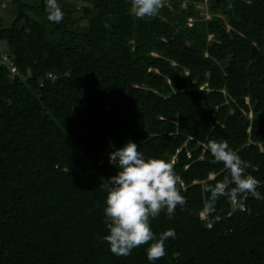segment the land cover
Wrapping results in <instances>:
<instances>
[{"label": "trees", "instance_id": "trees-1", "mask_svg": "<svg viewBox=\"0 0 264 264\" xmlns=\"http://www.w3.org/2000/svg\"><path fill=\"white\" fill-rule=\"evenodd\" d=\"M181 1L151 18L131 0H59V23L44 0L0 14L18 69L0 66V264H150L152 241L117 256L104 239L109 153L129 139L173 164L186 199L150 219L176 232L154 264H264V200L209 214L203 191L234 186L207 149L225 140L264 194V0H206L209 18Z\"/></svg>", "mask_w": 264, "mask_h": 264}, {"label": "clouds", "instance_id": "clouds-1", "mask_svg": "<svg viewBox=\"0 0 264 264\" xmlns=\"http://www.w3.org/2000/svg\"><path fill=\"white\" fill-rule=\"evenodd\" d=\"M44 3L48 19L59 23L64 16L59 0H44ZM161 5L162 0H131V14L137 18L155 17ZM193 5L205 18H209L206 0L194 1ZM191 20L188 17V24ZM112 147L109 159L116 162L117 171L108 177V183L104 185L107 195L103 211L108 229L104 239L109 250L117 256H128L134 248L152 241L145 251L150 264H154L165 255V240L169 237L174 239L176 232L168 228L156 237L150 219L157 217L162 210L171 218L177 205H185V196L177 187L180 177L171 162L160 157H146L131 139L120 147ZM207 149L213 157L212 163H222L234 185L229 187L228 181L204 182L203 191L209 194L204 205L207 213H213L220 197L228 198L234 211L237 207L243 210V206L238 204L239 195L250 193L255 199L264 200V194L257 190L258 181L245 174L243 160L227 141L211 140ZM208 180L213 181L215 177L209 175ZM221 219V215L215 214L211 223Z\"/></svg>", "mask_w": 264, "mask_h": 264}, {"label": "rangeland", "instance_id": "rangeland-1", "mask_svg": "<svg viewBox=\"0 0 264 264\" xmlns=\"http://www.w3.org/2000/svg\"><path fill=\"white\" fill-rule=\"evenodd\" d=\"M187 0H182L181 5L184 6ZM4 7V8H2ZM15 6L11 3V0H0V14H4L5 12H13V16L15 14ZM7 53L9 54V49L5 41L0 40V57L2 54Z\"/></svg>", "mask_w": 264, "mask_h": 264}, {"label": "built area", "instance_id": "built-area-1", "mask_svg": "<svg viewBox=\"0 0 264 264\" xmlns=\"http://www.w3.org/2000/svg\"><path fill=\"white\" fill-rule=\"evenodd\" d=\"M208 17V16H207ZM4 65L8 68V75L14 76L18 74V69L16 67V64L12 60L11 56L7 53H4L0 57V66ZM48 77H52L51 73H48Z\"/></svg>", "mask_w": 264, "mask_h": 264}]
</instances>
